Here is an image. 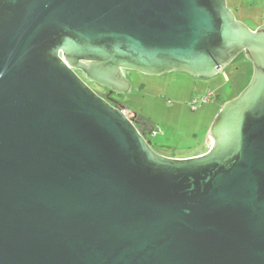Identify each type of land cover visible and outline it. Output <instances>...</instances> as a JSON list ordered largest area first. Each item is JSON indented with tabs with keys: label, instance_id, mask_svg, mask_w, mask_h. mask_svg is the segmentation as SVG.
I'll list each match as a JSON object with an SVG mask.
<instances>
[{
	"label": "water",
	"instance_id": "95a60500",
	"mask_svg": "<svg viewBox=\"0 0 264 264\" xmlns=\"http://www.w3.org/2000/svg\"><path fill=\"white\" fill-rule=\"evenodd\" d=\"M228 0H0V264H264V24ZM249 85L207 153L158 154L128 72Z\"/></svg>",
	"mask_w": 264,
	"mask_h": 264
},
{
	"label": "rangeland",
	"instance_id": "374dc122",
	"mask_svg": "<svg viewBox=\"0 0 264 264\" xmlns=\"http://www.w3.org/2000/svg\"><path fill=\"white\" fill-rule=\"evenodd\" d=\"M227 4L236 19L252 31L264 24V0H228ZM252 74V65L245 58L236 59L211 79L185 73L151 77L128 72L131 93L114 99L155 125L158 132L148 139L158 154L185 159L209 151L207 136L216 117L249 85ZM86 83L94 91L104 92L99 85Z\"/></svg>",
	"mask_w": 264,
	"mask_h": 264
},
{
	"label": "trees",
	"instance_id": "16d2710c",
	"mask_svg": "<svg viewBox=\"0 0 264 264\" xmlns=\"http://www.w3.org/2000/svg\"><path fill=\"white\" fill-rule=\"evenodd\" d=\"M239 58H245L244 55L239 56L237 59ZM135 123L137 124V128L145 135L147 136L155 134L156 132H158V129H156L155 125L152 124L150 121L146 120L145 118H142L140 116H138L137 118H135ZM148 133V134H147ZM146 139L149 141L148 137H146Z\"/></svg>",
	"mask_w": 264,
	"mask_h": 264
},
{
	"label": "flooded vegetation",
	"instance_id": "af4514ba",
	"mask_svg": "<svg viewBox=\"0 0 264 264\" xmlns=\"http://www.w3.org/2000/svg\"><path fill=\"white\" fill-rule=\"evenodd\" d=\"M82 78H83V80L86 82V80H85V78L81 75V74H79ZM103 90H104V92H99V91H96L95 90V92H97L100 96H102V97H104L105 99H107L109 102H111L112 104H117L116 103V101H115V99L114 98H116V97H119V98H121L122 96H116V95H110V91L109 90H107V89H104L103 88ZM148 134V133H147ZM146 137H150V135L148 134Z\"/></svg>",
	"mask_w": 264,
	"mask_h": 264
},
{
	"label": "built area",
	"instance_id": "2783aa9c",
	"mask_svg": "<svg viewBox=\"0 0 264 264\" xmlns=\"http://www.w3.org/2000/svg\"><path fill=\"white\" fill-rule=\"evenodd\" d=\"M210 96H211V94H209V96H208V97L210 98ZM207 100H208V99H206L205 101H207Z\"/></svg>",
	"mask_w": 264,
	"mask_h": 264
},
{
	"label": "crops",
	"instance_id": "0c3cea01",
	"mask_svg": "<svg viewBox=\"0 0 264 264\" xmlns=\"http://www.w3.org/2000/svg\"><path fill=\"white\" fill-rule=\"evenodd\" d=\"M195 156H198V155H195ZM191 157H194V156H191ZM190 158V157H189Z\"/></svg>",
	"mask_w": 264,
	"mask_h": 264
}]
</instances>
